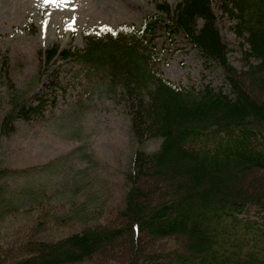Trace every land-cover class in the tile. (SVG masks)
I'll return each mask as SVG.
<instances>
[{
	"label": "trees",
	"instance_id": "16d2710c",
	"mask_svg": "<svg viewBox=\"0 0 264 264\" xmlns=\"http://www.w3.org/2000/svg\"><path fill=\"white\" fill-rule=\"evenodd\" d=\"M157 9L161 15L140 30L87 33L84 49L55 43L41 53L47 66L72 60L109 79L137 144L161 140L157 151L131 158L120 223H101L102 216L71 224L81 229L58 241L23 240L6 247L0 264L21 253L17 264H264V0H180ZM217 11L241 41L246 69L230 66ZM161 30L182 34L221 68L224 84L195 90L166 79L156 51ZM12 97L0 123L4 136L17 120L39 122L56 105L54 82L31 97ZM142 234L176 240L181 250L148 251Z\"/></svg>",
	"mask_w": 264,
	"mask_h": 264
},
{
	"label": "rangeland",
	"instance_id": "374dc122",
	"mask_svg": "<svg viewBox=\"0 0 264 264\" xmlns=\"http://www.w3.org/2000/svg\"><path fill=\"white\" fill-rule=\"evenodd\" d=\"M179 1L0 0V123L13 95L25 99L52 82L59 85L58 106L52 114L39 122L17 120L9 136L0 132V258L9 253L6 247L19 248L23 240L63 239L81 229L71 225L79 221L95 222L103 216L101 223H120L117 213L133 154L155 152L161 144L160 139L137 144L129 115L119 102L120 89L111 87L109 79L87 74L75 61L55 59L47 66L41 53L55 43L61 49L84 48L85 29H116L123 24L141 28L146 18L157 14L158 4L166 2L174 9ZM217 14L230 66L246 69L243 47L230 20ZM157 51L162 52L160 69L175 85L197 90L222 86L221 70L206 65L182 36L162 32ZM49 201V206L37 208ZM5 213L10 214L3 219ZM141 241L153 253L181 250L173 239L150 241L142 234ZM22 256L2 257V264H17Z\"/></svg>",
	"mask_w": 264,
	"mask_h": 264
}]
</instances>
